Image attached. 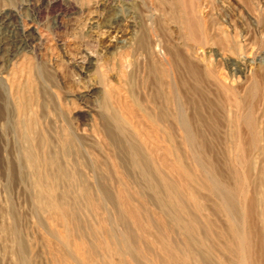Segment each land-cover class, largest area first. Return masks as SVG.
Wrapping results in <instances>:
<instances>
[{
	"label": "rangeland",
	"instance_id": "obj_1",
	"mask_svg": "<svg viewBox=\"0 0 264 264\" xmlns=\"http://www.w3.org/2000/svg\"><path fill=\"white\" fill-rule=\"evenodd\" d=\"M107 13L119 20L111 33L104 26ZM143 30L147 39L161 45L183 52L191 49L197 53L191 60L203 68L206 62L200 54L210 53L216 62L219 57L213 52L221 47L238 49L236 55L227 54L247 63L245 73L234 78L222 62L220 71L228 76V87H212L208 95L226 128L213 126L212 136L203 132L207 145L185 144L177 135L183 134L180 129L172 141L170 130L159 128L151 110L139 101L152 93L149 67L155 66V77L165 84L174 76L162 57L147 58L139 52L136 42ZM24 41L28 47L22 49ZM4 76L19 79V94L29 104L20 106L19 94ZM203 78L211 80L208 73ZM46 89L50 104L42 107L45 116L52 124L60 112L58 89L68 104L70 128L60 124L58 129H36L46 136L77 132L80 142L69 146L68 156L61 144L22 145L18 140L20 119H38L43 125L39 93ZM200 90L207 94L202 86ZM244 101L254 104L257 138L243 146L252 155L240 164L233 157L237 144L229 110ZM104 102L119 117L124 142L142 152L151 171L148 181L131 162L127 145L115 148L103 138L100 123L110 122ZM260 135H264V0H0V264L24 260L26 264H199L201 257L213 264H235L241 255L231 235L242 224L221 211L207 178L235 188L232 204L238 209L250 205L245 225L249 236H253L249 225L264 234ZM27 152L42 163L55 156L71 180L56 187L48 176H55L56 167L45 163L37 180ZM37 181L47 183L43 188ZM51 194L68 206L65 212L43 206ZM167 203L179 210L181 223L163 206ZM187 221L197 231L193 240L185 238L181 228ZM255 241L246 257L250 263L258 257L264 264L263 251L255 253ZM122 242L126 247L114 245Z\"/></svg>",
	"mask_w": 264,
	"mask_h": 264
},
{
	"label": "bare ground",
	"instance_id": "obj_2",
	"mask_svg": "<svg viewBox=\"0 0 264 264\" xmlns=\"http://www.w3.org/2000/svg\"><path fill=\"white\" fill-rule=\"evenodd\" d=\"M107 16L108 17L105 19L104 26L105 28H107L106 29L107 32L111 33L116 28V25L119 22V20L110 19L109 18L110 15L108 13ZM94 25L88 27V29L91 31ZM231 38L235 40L237 37H231ZM136 43H137L136 44L137 49L141 54H145L147 58H151L153 56L154 57L157 56V58L162 57V59L165 60L166 65L170 67L171 70L174 72V76L171 79V81L165 84L164 81L162 82V80L159 79V77L157 76L155 77V73L157 72V70H154L155 66L153 68L149 67L151 78L149 79L148 85L151 88L152 93L149 95V97H146L144 99L142 97L139 98V101L142 104H146L145 105L146 108L151 110V113L155 120V124H157L159 128L170 130L169 131L170 135H172L170 137L173 138V140L171 138L172 141H175L176 139L175 136L177 133L175 130L180 129L183 131V134L182 135L177 134V135L181 138L182 142H184L185 144L191 145L192 147L197 143H200L202 145H207V140H206L207 138L203 132H208V134L211 135L214 127L215 129L216 127H218L217 128L218 130L219 128L220 129L226 128V125H224V120L222 121L221 119L222 116L217 114L218 112L216 113L212 110V102L209 97L210 95H208V93L210 94L209 89H211L212 87H217V88L228 87L227 86L228 76L220 71L221 66L224 65L222 64V62L226 63L229 66V69L232 72V77L234 78L236 75L238 76V78H240V75L245 73L246 67L248 66L247 63L244 62L243 58H239L235 60L232 59L227 54V52L229 51L232 52V54L236 55L238 54L237 51L238 49L235 48L233 49L232 47L229 50L228 48L226 49V47L219 48L216 52H213L214 55L216 54V56L219 57L218 60L216 59L217 60L216 62L212 60V55H210L209 52H208L209 54H200L202 58L201 60L206 62V65L203 68L204 65L195 64V62L191 60L190 56H192V54L197 55V53H193L191 49H187L185 52H183L175 46L161 45V42L159 40H152L150 38L147 39L145 30H143V34H141V36L138 38ZM21 46L23 47L22 49H25L28 47V43L24 41L21 44ZM238 46H239V51L242 50V47L240 45ZM189 52L191 53L190 55H188ZM165 55L169 59L168 58L165 59ZM10 56H13V53H11ZM217 64L219 65V67H216ZM44 73L46 74V71ZM207 73L210 75L211 80L206 81V79L203 78ZM9 77L4 76L3 79H5L8 82L10 89L13 90L14 94L18 95L21 92V91L19 92V90H21L22 88L21 87L22 83L19 81V79L18 81L15 80L16 79L15 77H13V80H11ZM45 78L48 79L46 76ZM200 86H202L203 89L207 90V94L205 92L203 93L200 90ZM19 96L21 99L20 100L21 107L22 105L26 106L27 104L30 103V102L28 103L29 99L26 100L23 97V94H19ZM39 96L42 97L39 98V101H41L42 99L41 102H43V104H40V109L42 110V107L44 109V106L50 104L49 93L47 89L39 93ZM56 99L58 100L57 102L59 105L60 112L56 115L55 118L52 119V124H50L51 118L46 117L43 110L42 111L40 110V114H38L43 122V125L42 123L38 122V119L32 120L30 122L28 120L20 119L17 127L22 131V134L19 135L18 140L19 143L22 145L30 144V143L31 144L36 143L41 145H50L55 143L61 144L66 148V153L68 156L71 154L69 153L71 152V150L68 149L70 148L69 146H73V144L75 143L77 144L78 142H80V137L76 134L77 132L72 133V131L70 130L68 134L66 133L60 136H52L48 133V135L46 136V134L41 135L39 132H37L38 130L36 129L37 127L48 128L51 126L53 128L58 129L60 128V126H58L60 124H65V126L68 127L69 118L67 116L68 112H66V107L68 106V104H65V99H63L60 90L58 89L56 91ZM71 104H74V102ZM107 104H108L107 102L103 103V109H105V111L108 113L109 116L108 119L110 120V122L104 119L100 123L104 133L103 138L111 142L115 148H119L120 145H127L126 151L130 156L131 162L134 164L136 168L139 169V171H141V174L146 179V181H148L147 179H150L149 172L151 171L149 170L150 168L147 164V161L146 162L145 160L143 161L142 158L143 156L141 155L142 152L136 145H134L133 143L127 144L126 142H124L123 138L126 137L124 131L120 129L121 121L119 117H117L114 111L107 108L108 107ZM38 106L39 105H37V107ZM253 106H254L253 103L246 104L245 101L237 102L236 106H234L235 108L229 110L231 114L230 128L234 130L232 132L234 134L232 136L231 133V136L233 137L232 139L235 141L234 146H236L237 144L236 146L237 149L233 151V157L234 160L240 164L243 161L242 159L244 157L252 155L251 150L249 151L247 149H242L243 146L248 145L249 141H250L249 143H251V141L254 140L255 137L257 138V135L253 132V129L256 126V122H257V119L253 115V109H254ZM246 108L248 109V111H246ZM226 121L228 122L229 120L226 119ZM228 124L229 123H227V125ZM113 125L115 126L113 127ZM227 127H229V125ZM262 130L263 128L260 129V133H262ZM260 139L264 142V135H260ZM26 154H27V158L29 159V162L31 163V166L34 168L36 172L37 180L39 178L38 176L40 175L39 172L41 165L44 163L47 164L49 168L56 167V169L53 170L55 172V176L52 174L48 175L54 178L53 180L56 187L59 188V184L61 182L64 183L67 182L68 180H71L69 179L70 176H68V174L64 171V169L59 167L55 156H50L45 158L46 160H44V162L42 163L36 161L34 156L29 152H27ZM213 167H211L210 169L211 172L213 171L212 169ZM207 179L212 184V187H210L212 194L221 201V204L220 202L218 203L220 204L219 208L221 209V211L224 212L227 216H229L233 220V222H235L236 220L237 222L242 224L240 225L241 226L240 229L239 228L233 229L234 235L233 234L231 235L233 237L231 240L234 241L233 245L235 246V249L236 248L240 249L239 254L241 255L238 261L237 262L235 261V264H263V262L258 257L255 258L254 256L251 263L248 262L249 260L246 257V251L249 248V244L250 242L253 243L255 241V238H257V240L255 241V243H257L256 246L257 251L255 253L258 254L259 250L263 251L264 253V234L260 233L258 229L256 230V228H254L253 225L251 226L249 225L248 229L251 230V233L253 232V236L250 237L248 230H246L247 228L245 227L246 219L248 218L249 215L248 213L250 211V205L248 207H245L246 209H241V208L238 209L237 206L235 207L234 206L235 204L233 205L231 202V196L233 194L235 195L234 193L236 191L235 188H233V190L235 189L233 192V190L230 187H226L228 186V184H226V186L223 184L220 185L216 181V179L213 178L212 176L211 178H207ZM218 181L220 182L219 179ZM37 182L40 183L43 186V188L45 187V183H47V182L44 183L42 181H37ZM50 189L53 190V188ZM103 192L105 193V195L108 194L105 191ZM51 195L52 196L48 198V202L45 201L43 206L46 207L47 209L60 208L65 212L67 210L66 207L68 206L66 204L61 203V199H58L55 196V194H51ZM83 195H86L85 189H83ZM67 196L68 194L65 193L64 199L65 198L67 199ZM243 202L244 203L249 202L248 199L246 201V196L243 198ZM170 205L168 203L163 204V206L167 208L168 211H171L170 213H172L173 218H175L178 223H181L183 220L179 219L180 217L178 215L179 210L174 208L173 206L174 204H172L171 206ZM261 214L264 216V209H261ZM181 228L182 230H184L183 233L185 238H187L188 240L194 239L195 233L197 231L196 228L192 226V224L189 221H187L185 225L181 226ZM79 229L81 233L83 228L80 227ZM114 245H116L117 248L126 247L125 243L123 242L121 246H119L118 243H114ZM187 246L189 247V245ZM19 247L23 250V252L25 251L24 246L22 244H20ZM199 251L200 249L197 250V248H195L194 252H196L197 257L202 256L199 253ZM199 260H200L199 264H213L212 259H211L212 262L210 261V259L205 257H201L199 258ZM23 264H26L25 260ZM97 264L100 263L97 262Z\"/></svg>",
	"mask_w": 264,
	"mask_h": 264
}]
</instances>
